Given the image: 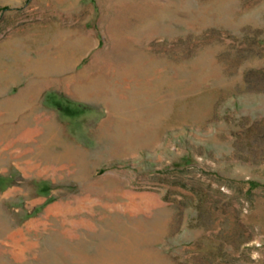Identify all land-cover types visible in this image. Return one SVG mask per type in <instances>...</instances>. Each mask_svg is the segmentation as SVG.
<instances>
[{
  "label": "rangeland",
  "instance_id": "rangeland-1",
  "mask_svg": "<svg viewBox=\"0 0 264 264\" xmlns=\"http://www.w3.org/2000/svg\"><path fill=\"white\" fill-rule=\"evenodd\" d=\"M40 55L69 56L65 76L108 80L122 96L90 101L56 85L37 95L89 152L50 162L65 166L56 177L21 168L48 131L19 92L64 76L39 72ZM26 129L35 138L16 140ZM0 161L14 217L0 264H264V0H0ZM76 197L90 201L67 218L93 230L49 246L61 219L48 208ZM37 218L46 224L28 229ZM20 228L16 260L8 234Z\"/></svg>",
  "mask_w": 264,
  "mask_h": 264
},
{
  "label": "bare ground",
  "instance_id": "bare-ground-1",
  "mask_svg": "<svg viewBox=\"0 0 264 264\" xmlns=\"http://www.w3.org/2000/svg\"><path fill=\"white\" fill-rule=\"evenodd\" d=\"M80 46L86 45L85 37H81L80 39ZM70 58H73L74 65H77L79 60L76 57L75 51H73L72 54L69 55ZM64 57L62 59L54 58H46L44 56H39L36 59L35 68L39 72L47 73L49 70L56 73H61L64 76L61 78L57 77H45L41 76L37 79H29L24 88L20 90L18 98L21 99V108H28L29 115L35 117L38 120H42L46 126V129L48 131L46 137L37 140V158L38 159H29L27 162L21 167L24 171L26 176L30 175H45V174H52L54 177L60 172L61 168H64L65 166H58L54 164H50V162H62L67 156L72 155L73 152H78L84 154H88L89 152H86L85 150L81 149L71 141L65 139L62 134L60 133V127L57 124V122L54 120L52 115L48 114L46 111L41 110L40 106L36 104L37 95L46 87V86H52L56 85L70 94L84 98L90 101H108L111 103H114L115 100H119V97L116 93V90L114 88H111L109 85L110 82L107 81H98V84L93 85V83H79L78 81L74 80L73 77L76 76V74H70L65 76L69 70V65L71 63L70 58ZM93 64V62H92ZM90 64V66H92ZM28 68L30 67V63L28 62ZM24 80V79H23ZM21 81V80H20ZM19 81V82H20ZM13 82V81H12ZM4 93V92H3ZM37 120V121H38ZM104 125V124H103ZM101 125L97 129V133L102 141H104L107 137L108 129L104 128V126ZM37 134V129H26L22 133L19 134V136L16 138V140H23V141H30L35 138V135ZM11 141H9L4 147V149L9 148L11 145ZM23 155V151L11 153V156H21ZM2 157L8 158L7 155H3ZM1 162V161H0ZM43 162H46V165H42ZM15 189H21L19 187H15L11 189L9 193H12ZM23 189V188H22ZM19 191V190H18ZM88 197H76L66 203H56L52 205L50 208H48L46 217H48L50 214H53L57 217H59L61 228H59L53 233H51L52 236L47 239V244L49 246L53 245H68V239L74 240L75 237L78 235L77 230L84 228L88 230H93V221L91 220H84V219H68L67 213L78 211L81 209H86L88 202ZM138 204L133 205V207H138ZM14 222V217H11L8 212L5 210L3 206V202L0 201V231H8L12 226ZM46 224L43 222L40 218L34 219L27 223L28 229H40L41 226H44ZM23 230L22 228L14 230L8 234V238L13 241V247L10 248L12 252V256L16 260H21L22 256L24 254V251L26 249V246H23L20 244L21 236H22ZM45 243V242H44ZM73 259V258H72Z\"/></svg>",
  "mask_w": 264,
  "mask_h": 264
}]
</instances>
